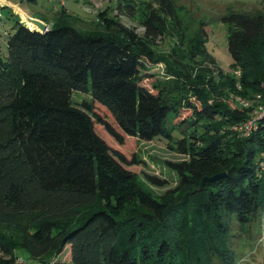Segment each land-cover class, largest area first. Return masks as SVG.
<instances>
[{
	"label": "trees",
	"instance_id": "trees-1",
	"mask_svg": "<svg viewBox=\"0 0 264 264\" xmlns=\"http://www.w3.org/2000/svg\"><path fill=\"white\" fill-rule=\"evenodd\" d=\"M116 10L86 23L60 9L51 24L39 18L47 31L16 21L7 36L0 264H24L18 250L41 264H237L238 240L252 239L264 215V104L254 103L264 97V6L221 17L227 72L206 47L202 20L188 37L175 0L118 1ZM121 14L137 15L143 32ZM163 37L167 49L157 45ZM152 63L163 79L147 72ZM73 90L90 99L75 103ZM94 102L117 123L120 142L165 138L187 156L170 163L174 187L156 193L150 184L162 181L124 167L139 160L96 132ZM216 174L224 176L200 188Z\"/></svg>",
	"mask_w": 264,
	"mask_h": 264
},
{
	"label": "rangeland",
	"instance_id": "rangeland-1",
	"mask_svg": "<svg viewBox=\"0 0 264 264\" xmlns=\"http://www.w3.org/2000/svg\"><path fill=\"white\" fill-rule=\"evenodd\" d=\"M17 5L27 14L44 18L51 24L52 17L60 10L79 16L83 21L90 23L95 19L98 11L105 8L109 12L116 10V4L125 3V0H5ZM144 1L156 5V0H136ZM178 6L179 16L184 23L188 24V37L194 35L198 28L199 21L205 23V30L208 34L206 47L215 57L217 64L224 71L231 70L232 58L227 50V28L228 25L221 21V17L230 13H251L262 10L264 0H175ZM0 56L5 58L7 55V36L13 33L16 21H20L13 9L0 3ZM120 19L123 23L136 27L139 33L143 28L139 25L137 15L131 18L127 14H121ZM83 28V24L80 25ZM87 26V25H85ZM170 44L167 37L158 38L157 45L160 49L168 47ZM147 72L153 74V78L162 77V65L152 63ZM71 98L75 103L82 100H89L90 96L76 90L72 91ZM239 102L248 101L237 97ZM249 102V101H248ZM254 103L257 107L264 104V97L257 94ZM94 111L99 116L98 123L94 122L95 130L107 140V143L114 149L125 155L127 160L134 156L139 160L137 164H126L124 167L144 177L148 174L155 179L162 181V185L150 184V188L156 193L174 187L177 184V174L170 167V163L187 159V156L171 149L167 145L165 138L156 137L152 140H142L135 137L124 135L122 141L115 136L114 132L121 135L122 131L111 114L101 105L94 102ZM183 111L182 115H186ZM238 255L237 264H261L264 259V215L261 219V227L256 229L253 238L249 240H238L236 244ZM70 253L69 247L58 256L59 260L65 261ZM24 264H41L26 258V254L21 250L17 251ZM70 258V257H69ZM27 262V263H26Z\"/></svg>",
	"mask_w": 264,
	"mask_h": 264
},
{
	"label": "water",
	"instance_id": "water-1",
	"mask_svg": "<svg viewBox=\"0 0 264 264\" xmlns=\"http://www.w3.org/2000/svg\"><path fill=\"white\" fill-rule=\"evenodd\" d=\"M0 3L3 4L4 6H7V7L13 9L18 15H20V19H21L20 22L23 23L29 29L35 30V31L40 32V33L47 31L48 24L46 22H44L43 20L27 14L25 11L20 9L19 6L11 4L8 1L0 0ZM223 176H224V174H216V175H213L211 177H204L202 179L200 188L203 186L205 181H212V180L221 178Z\"/></svg>",
	"mask_w": 264,
	"mask_h": 264
},
{
	"label": "built area",
	"instance_id": "built-area-1",
	"mask_svg": "<svg viewBox=\"0 0 264 264\" xmlns=\"http://www.w3.org/2000/svg\"><path fill=\"white\" fill-rule=\"evenodd\" d=\"M0 16H1V14H0ZM238 73H239V71L236 72V74H238ZM241 104H243L244 106H248L249 102L243 101V102H241ZM254 120H255V117H253V119L248 120L246 123L242 124L241 129L242 130H249L250 128H253L255 126Z\"/></svg>",
	"mask_w": 264,
	"mask_h": 264
},
{
	"label": "crops",
	"instance_id": "crops-1",
	"mask_svg": "<svg viewBox=\"0 0 264 264\" xmlns=\"http://www.w3.org/2000/svg\"><path fill=\"white\" fill-rule=\"evenodd\" d=\"M32 16V15H31ZM33 17H35V16H33ZM36 18H38V17H36ZM19 20H21V19H19Z\"/></svg>",
	"mask_w": 264,
	"mask_h": 264
}]
</instances>
